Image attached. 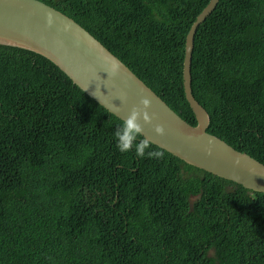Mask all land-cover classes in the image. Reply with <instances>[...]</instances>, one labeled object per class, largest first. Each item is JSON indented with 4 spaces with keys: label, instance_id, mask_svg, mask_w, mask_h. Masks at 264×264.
<instances>
[{
    "label": "trees",
    "instance_id": "obj_1",
    "mask_svg": "<svg viewBox=\"0 0 264 264\" xmlns=\"http://www.w3.org/2000/svg\"><path fill=\"white\" fill-rule=\"evenodd\" d=\"M40 1L196 125L185 38L209 0ZM190 70L206 131L264 164V0H218ZM121 123L46 57L0 44V264H264V193L153 144L163 159L121 153Z\"/></svg>",
    "mask_w": 264,
    "mask_h": 264
},
{
    "label": "water",
    "instance_id": "obj_2",
    "mask_svg": "<svg viewBox=\"0 0 264 264\" xmlns=\"http://www.w3.org/2000/svg\"><path fill=\"white\" fill-rule=\"evenodd\" d=\"M217 3L218 0H209L185 38L183 90L196 120L194 126L172 110L82 25L43 1L0 0V44L25 48L46 57L86 95L122 121L141 97L149 98V115L155 112L156 116L151 125L140 121L142 138L191 166L245 189L264 193V164L207 132L210 117L192 94L190 69L194 36ZM48 14L53 19L51 25L46 22ZM121 95L123 103L118 98ZM157 123L165 129L162 136L153 131L152 125Z\"/></svg>",
    "mask_w": 264,
    "mask_h": 264
},
{
    "label": "clouds",
    "instance_id": "obj_3",
    "mask_svg": "<svg viewBox=\"0 0 264 264\" xmlns=\"http://www.w3.org/2000/svg\"><path fill=\"white\" fill-rule=\"evenodd\" d=\"M46 22L48 25L53 23L51 14H48ZM93 94L96 95L95 93ZM118 98L120 99L121 103L124 102L123 95L119 96ZM150 106V99L147 97H141L139 103L137 105H133L130 108L127 117L123 119L122 123L113 131V138L115 140L116 147L121 153L134 151L137 158L143 159L147 157L157 160L163 159V150L152 149V141L147 138H139L141 137V133L143 131L140 121L142 120L144 124L151 125L152 120L156 116L155 112L149 115L148 109ZM114 108L118 110V106L114 105ZM152 127L153 131L157 135H164L165 129L163 125L157 123L152 125ZM235 163H238V161Z\"/></svg>",
    "mask_w": 264,
    "mask_h": 264
}]
</instances>
